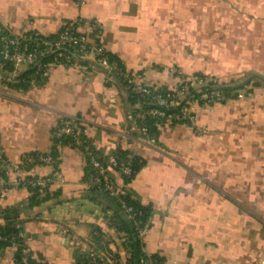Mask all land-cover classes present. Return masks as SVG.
<instances>
[{
	"label": "crops",
	"instance_id": "0c3cea01",
	"mask_svg": "<svg viewBox=\"0 0 264 264\" xmlns=\"http://www.w3.org/2000/svg\"><path fill=\"white\" fill-rule=\"evenodd\" d=\"M72 19L84 32L95 23L107 50L157 87L173 88L192 73L263 82L251 80L224 103L195 105L194 123H164L151 143L127 119V91L107 84L93 63L23 78L31 68L8 71L0 61L8 177L53 179L36 204L29 188L9 187L0 224H21L48 264H88L94 252L130 255L116 209L84 184L86 155L55 141L59 123L76 117L102 154L122 150L143 161L130 180L110 175L123 195L151 208L143 244L159 264H264V0H0V24L15 32L52 34ZM30 153L54 156L57 165L28 162ZM15 252L0 250V264H16Z\"/></svg>",
	"mask_w": 264,
	"mask_h": 264
},
{
	"label": "built area",
	"instance_id": "2783aa9c",
	"mask_svg": "<svg viewBox=\"0 0 264 264\" xmlns=\"http://www.w3.org/2000/svg\"><path fill=\"white\" fill-rule=\"evenodd\" d=\"M80 25L79 19H72L65 21L56 32L44 34L33 30L15 32L13 27L0 24V59L15 68H42L43 71L53 65L70 66L83 62L80 59L97 63L104 69L107 84L118 83L122 78L132 93L148 101L149 107L143 111L129 110L127 119L133 122L151 143H155L157 137L150 133L149 121L153 120L151 126H157V128L164 123H194L195 105H213L230 99L225 90L214 86V79L202 73L181 75L175 87L163 92L161 87L154 86L148 81L144 72L124 69L116 60L108 58V50L101 41L95 23L92 24L90 32L81 31ZM48 56H53V60L44 63V59ZM54 137L62 139L68 147L79 149L86 155L88 168L84 178L85 186L118 201L126 217L132 221L140 239L139 264H159L158 259L150 255L143 244L148 223L142 221L140 217L142 212L122 198L123 194L110 175L111 170H116L122 177L131 175L132 169L128 163L120 159L116 153L107 156L102 154L84 132L79 118L63 119L55 128ZM27 159L28 162L57 165L56 159L48 154L30 153ZM0 162L1 165H7L6 159H3L1 155ZM24 166L28 167L29 163H24ZM18 168L15 167V170ZM8 174V170H5L3 175L0 174V197L9 187L25 186L44 190L53 183L51 177L36 175L14 178L10 181ZM16 227L18 231L12 235L0 233V241L15 249L20 247V263L29 264L33 250L26 241L21 246L19 241L25 240L26 235L21 224H17ZM124 237L123 243H126V249L131 252L129 256L108 258L99 252H94L90 254L88 264H131L133 249L129 244L128 235L125 234Z\"/></svg>",
	"mask_w": 264,
	"mask_h": 264
},
{
	"label": "trees",
	"instance_id": "16d2710c",
	"mask_svg": "<svg viewBox=\"0 0 264 264\" xmlns=\"http://www.w3.org/2000/svg\"><path fill=\"white\" fill-rule=\"evenodd\" d=\"M107 56L110 60H116L119 63V65L121 67H123L124 69L126 68L123 61L116 54H113V53L107 51ZM52 60H53V56H48L47 58L44 59V63L50 62ZM0 61L2 62V64H4V68L6 70H8V71L14 70V66L11 65L10 63H6L2 59H0ZM83 63L87 64L89 62L83 61ZM31 69L32 70L24 73L23 78L28 77L29 75H32L35 73L41 74L43 72L42 68H31ZM243 80L244 79H241L240 81H234L231 83H220V82L215 80L213 84H214V86L221 87L223 90H225L228 94V97L230 99H232L233 97H236L235 95H236L237 90H244V89L248 88L251 80L253 81L254 85H257L260 82H263L262 77H260L259 75H252V76L248 77L247 79H245L244 81ZM118 84L128 92V95H129L128 100H129V104H130V110L140 112V111H143L149 107L148 101L145 98L132 93V91L130 90V88L128 87L126 82L122 80V78L119 79ZM161 89L163 92H165L169 88L168 87H161ZM152 123H153V120L149 121L150 133L156 134L158 131V128H157V126H151ZM55 141L59 142V143H65V141H63L62 139H59V138H55ZM54 153H55V151H54ZM114 153H116V155L120 159H122L123 161L128 163V165L132 169L131 175L125 177L127 180H130L142 168V166L144 164L143 161H141V159L138 157L128 158L127 152H124L122 150H117ZM32 154L36 155L37 153H32ZM52 157L54 158V156H52ZM4 172H5V167H4V165H1V162H0V174L3 175ZM29 189L32 190V192H34L32 195L31 204H36L37 203L36 197L40 194L42 189H38V188H36V189L29 188ZM91 192L94 194H103V193H99L95 190H91ZM103 195L109 199L111 206L116 209L117 217H118V221H119V229L122 231H125L128 235V240L130 242L129 244L133 249V256L131 259V264H139L138 258L140 256V239L137 236V232L134 229L132 221L126 217V215L123 212V210L121 209V206L118 203V201H116L115 199H111V198L107 197L105 194H103ZM122 198L128 204L133 205L136 209H138L139 211L142 212V216H140V217L144 223H146V224L149 223L150 218H151V214H152V210L150 207L143 206V205L139 204L138 202L133 200L129 195H122ZM17 224L18 223H14L13 221H8L5 224H0V233L2 235H12L14 233H17V231H18V229L16 227ZM25 241H26V237H25V240L19 241L21 246L23 245V243H25ZM4 247H7V244L5 242L0 241V250H2ZM79 257H81V256L79 255ZM19 260H20V247H18L16 249V252H15L16 264H21ZM79 261H81V260H79ZM82 261H83V263L85 262V264L87 262V260H85V259H83ZM29 264H48V263L46 261H44L42 258H39L32 251V257H30V259H29Z\"/></svg>",
	"mask_w": 264,
	"mask_h": 264
},
{
	"label": "water",
	"instance_id": "95a60500",
	"mask_svg": "<svg viewBox=\"0 0 264 264\" xmlns=\"http://www.w3.org/2000/svg\"><path fill=\"white\" fill-rule=\"evenodd\" d=\"M80 61H86V62H89V63H93L94 65H96L97 67H99L102 71H104V69L103 68H101L99 65H97V63H95V62H93V61H91V60H87V59H80ZM244 83V82H243ZM128 93V92H127Z\"/></svg>",
	"mask_w": 264,
	"mask_h": 264
},
{
	"label": "rangeland",
	"instance_id": "374dc122",
	"mask_svg": "<svg viewBox=\"0 0 264 264\" xmlns=\"http://www.w3.org/2000/svg\"><path fill=\"white\" fill-rule=\"evenodd\" d=\"M20 70H22V68Z\"/></svg>",
	"mask_w": 264,
	"mask_h": 264
}]
</instances>
